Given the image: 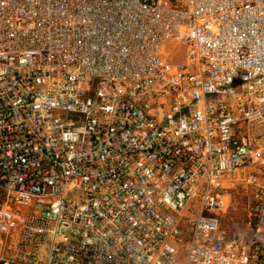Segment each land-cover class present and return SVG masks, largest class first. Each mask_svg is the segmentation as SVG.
I'll return each mask as SVG.
<instances>
[{"label":"built area","instance_id":"built-area-1","mask_svg":"<svg viewBox=\"0 0 264 264\" xmlns=\"http://www.w3.org/2000/svg\"><path fill=\"white\" fill-rule=\"evenodd\" d=\"M0 264H264V0H0Z\"/></svg>","mask_w":264,"mask_h":264},{"label":"rangeland","instance_id":"rangeland-1","mask_svg":"<svg viewBox=\"0 0 264 264\" xmlns=\"http://www.w3.org/2000/svg\"><path fill=\"white\" fill-rule=\"evenodd\" d=\"M248 205V196L243 190L238 189L233 194V209L230 216L234 217L240 223L246 218V209Z\"/></svg>","mask_w":264,"mask_h":264}]
</instances>
